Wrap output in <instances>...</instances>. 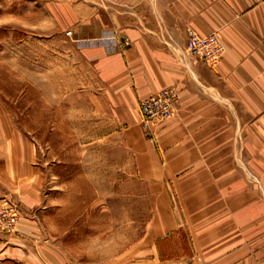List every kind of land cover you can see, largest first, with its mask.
Returning <instances> with one entry per match:
<instances>
[{
  "label": "crops",
  "instance_id": "1",
  "mask_svg": "<svg viewBox=\"0 0 264 264\" xmlns=\"http://www.w3.org/2000/svg\"><path fill=\"white\" fill-rule=\"evenodd\" d=\"M80 4L92 8L77 22L88 24L79 33L94 73V109L120 125L106 139L134 152L150 200L142 234L115 264H264V0ZM186 28L216 34L223 52L214 67L187 55ZM166 86L177 90L175 112L150 141L137 125V103ZM19 150L0 140L1 189L13 178L24 183ZM20 191L16 232L0 239V264H76L61 241L45 236L33 184ZM180 229L188 247L181 253L167 243Z\"/></svg>",
  "mask_w": 264,
  "mask_h": 264
},
{
  "label": "rangeland",
  "instance_id": "2",
  "mask_svg": "<svg viewBox=\"0 0 264 264\" xmlns=\"http://www.w3.org/2000/svg\"><path fill=\"white\" fill-rule=\"evenodd\" d=\"M80 2L0 0V140L16 143L27 160L24 183L0 187V208L15 210L9 227L10 213L0 209V239L16 232L20 189L33 184L47 238L61 241L76 264H115L142 234L150 200L134 152L106 139L120 125L94 109V73L79 33L88 24L77 22L92 8ZM139 129L153 141L154 130ZM179 232L167 243L181 253L188 247Z\"/></svg>",
  "mask_w": 264,
  "mask_h": 264
},
{
  "label": "built area",
  "instance_id": "3",
  "mask_svg": "<svg viewBox=\"0 0 264 264\" xmlns=\"http://www.w3.org/2000/svg\"><path fill=\"white\" fill-rule=\"evenodd\" d=\"M70 35V32H65ZM186 41L185 50L189 57L194 60L200 61L208 67H214L218 62L223 52V45L217 38L214 32L206 35H199L193 29L186 28L185 30ZM177 103V90L174 86H166L160 88L153 94L140 99L137 103L138 124L149 135L156 124L173 116ZM3 204H6L4 202ZM2 209L6 214H9L7 225L10 227L15 218L14 208L6 207Z\"/></svg>",
  "mask_w": 264,
  "mask_h": 264
}]
</instances>
